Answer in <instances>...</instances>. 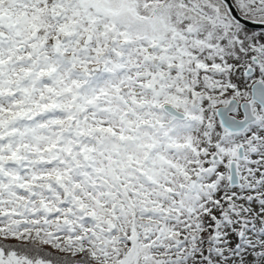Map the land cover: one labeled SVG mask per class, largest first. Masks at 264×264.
<instances>
[{"label":"snow or ice","instance_id":"obj_1","mask_svg":"<svg viewBox=\"0 0 264 264\" xmlns=\"http://www.w3.org/2000/svg\"><path fill=\"white\" fill-rule=\"evenodd\" d=\"M0 264H264V0H0Z\"/></svg>","mask_w":264,"mask_h":264}]
</instances>
